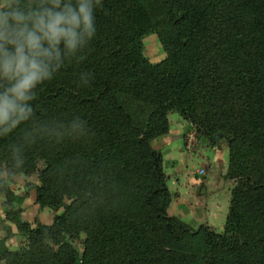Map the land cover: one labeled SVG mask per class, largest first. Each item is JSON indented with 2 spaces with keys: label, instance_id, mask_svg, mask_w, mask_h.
Here are the masks:
<instances>
[{
  "label": "trees",
  "instance_id": "1",
  "mask_svg": "<svg viewBox=\"0 0 264 264\" xmlns=\"http://www.w3.org/2000/svg\"><path fill=\"white\" fill-rule=\"evenodd\" d=\"M96 21L85 58L38 89L32 118L0 136V173L15 182L38 172L37 202L64 210L50 225L14 213L27 244L0 241V262L264 264V0H104ZM150 34L161 62L144 54ZM174 112L228 138L236 186L224 232L169 214L154 142Z\"/></svg>",
  "mask_w": 264,
  "mask_h": 264
},
{
  "label": "clouds",
  "instance_id": "2",
  "mask_svg": "<svg viewBox=\"0 0 264 264\" xmlns=\"http://www.w3.org/2000/svg\"><path fill=\"white\" fill-rule=\"evenodd\" d=\"M103 6L104 0H0V136L32 118L38 89L85 58ZM80 79L87 84L89 74Z\"/></svg>",
  "mask_w": 264,
  "mask_h": 264
},
{
  "label": "crops",
  "instance_id": "3",
  "mask_svg": "<svg viewBox=\"0 0 264 264\" xmlns=\"http://www.w3.org/2000/svg\"><path fill=\"white\" fill-rule=\"evenodd\" d=\"M178 114L174 113V121H171V114L169 115L170 132L167 136L162 138L164 146L160 151L164 156V165L168 157H171L175 161L176 159L185 160V164H188L189 162L191 163L193 161V157L195 159L198 158L201 163L198 168L202 169L206 162L208 164V168L201 175V178H203V175L207 176L210 184L216 187L213 189H210L209 187V191L202 196L197 195L195 197L196 205H198L201 210L199 211L197 209L196 211L194 210L195 212L193 214L186 215L185 210L180 209V206L178 207L179 202L176 201H182L185 197V190H188L183 183H181L182 185L179 195H174L170 190L172 193V203L168 210L169 214L182 218L194 228L202 224H206L212 227L216 232H223L226 225L227 212L229 210L231 198V195L226 193L227 186H225L224 181V176L229 166V150L226 148L217 150L215 147L210 152V158L207 156L205 157L203 153L206 152L208 146L207 140L203 139L200 141V145L196 152L188 151L187 148H189V146L186 145L184 140L188 136L189 139L193 138L191 134L189 135L190 123L182 116L181 119L177 117ZM160 141L161 140H156L154 142V146L155 143ZM182 164L183 163L179 165ZM19 176H21V179H15V182H9L14 195L16 197L23 198V202H18L16 200L10 201L4 193L0 192V241H4L10 250H19L27 244V238L20 232L18 225L13 220L14 213L20 211L23 219L29 221L30 223H34L36 220H39L40 222L48 225L52 224L55 217L59 214L56 212L54 215L53 213L51 215L50 212L55 211L54 209L42 207L37 202V187L41 185L40 180L39 182L28 181L27 183L25 179L26 177H29V175L19 174ZM22 176H24L25 179H22L24 178ZM192 186L194 187L195 185ZM193 187L192 192L193 190L195 191V188ZM221 200L225 201L224 207L226 206V213L224 214L221 212ZM192 208L197 207L192 205ZM0 264H5V262L2 261Z\"/></svg>",
  "mask_w": 264,
  "mask_h": 264
},
{
  "label": "rangeland",
  "instance_id": "4",
  "mask_svg": "<svg viewBox=\"0 0 264 264\" xmlns=\"http://www.w3.org/2000/svg\"><path fill=\"white\" fill-rule=\"evenodd\" d=\"M144 54L146 55V57H148L152 62L154 63H158L163 61L166 58V51L164 50V47L162 46L160 39L158 37L157 34H150L147 35L144 39ZM175 113V112H174ZM174 113H171V121H174L175 119V115ZM178 114V113H177ZM177 117H179L181 119V115H177ZM187 121V120H186ZM190 123V122H189ZM189 135L191 134L193 138L189 139V136L184 140L186 145L189 146V148H187L188 151H193L196 152L197 148L200 145V141H202L203 139L207 140V150L206 152H204V156L209 157L211 156L210 152L212 151L213 148H217L218 149H228L229 150V141L227 137H219V136H211V137H207L206 135H204L203 131L200 130L196 125L190 123V128H189ZM160 142L155 143V147L159 150H161L164 146V142L162 139H160ZM191 140V141H190ZM229 166L228 169L226 171V174L224 176V181H225V186H227V190L226 193H229L230 195H232V190L235 188L236 184L234 180H231L229 178V167H230V152H229ZM192 162L185 164V160H179L176 159V161L174 159H172L171 157H168L165 161V171H166V175H167V183L169 186V189L172 191V193L174 195H179L180 193V189H181V183H183V185L189 190H185V197L182 201H178V207L180 209H184L185 210V214L186 215H191L193 214L197 209L200 211L201 208L198 207V205H196V201H195V197L197 195L202 196L203 194H206L209 191V187L210 189L215 188L216 186L210 184V182L208 181L207 176L203 175V178H201L202 174L205 172V170L208 168V164L207 162L203 165V168H198V166L201 165V163L199 162L198 158H192ZM183 163L182 165H179ZM199 163V164H197ZM212 166V165H210ZM40 167H43V163L40 164ZM11 170L6 168V167H2L1 173H0V181L2 183H5L9 186L10 182L8 180V176H9V172ZM21 176L17 175L14 177V179H21ZM24 177V176H22ZM22 179H25L22 178ZM25 181L28 183V181L30 182H39V173L35 172L32 175H29V177H26ZM184 181V182H182ZM3 185V184H2ZM2 185H0V187H2ZM192 185H195L194 187ZM209 185V186H208ZM192 187L195 188V191L193 190L192 192ZM187 191V193H186ZM193 193V195H192ZM189 194V195H187ZM231 197V196H230ZM175 201V203H176ZM224 200H221V208H222V214L226 213V206L224 207ZM71 200L67 199L66 200V204H70ZM230 204H231V198H230V203H229V208H230ZM193 206H196L197 208H192ZM195 210V211H194ZM64 210L62 209L61 211H59L58 213H62ZM57 211H51V215L53 213V215L56 213ZM229 214V210L227 212V217ZM48 215V212H47ZM177 217V216H176ZM180 218V217H179ZM181 220H183L182 218H180ZM184 221V220H183ZM185 222V221H184ZM187 223V222H186ZM226 226V225H225ZM199 226L195 227L198 228ZM225 230V229H224ZM223 230V232H224ZM85 236H82L81 239L79 240H74L73 243L75 244L76 248L78 249L79 253L82 254L84 251V246H83V242H84Z\"/></svg>",
  "mask_w": 264,
  "mask_h": 264
}]
</instances>
